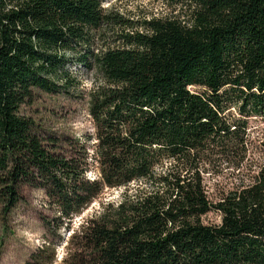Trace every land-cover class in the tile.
I'll list each match as a JSON object with an SVG mask.
<instances>
[{
  "label": "trees",
  "instance_id": "obj_1",
  "mask_svg": "<svg viewBox=\"0 0 264 264\" xmlns=\"http://www.w3.org/2000/svg\"><path fill=\"white\" fill-rule=\"evenodd\" d=\"M104 1L0 0V199L40 189L58 237L25 264H54L61 241V264H264V159L244 119L264 117V0H161L170 16L137 20ZM72 65L100 79L79 95L92 133L61 147L21 107L78 89ZM228 167L237 183L213 202L204 177Z\"/></svg>",
  "mask_w": 264,
  "mask_h": 264
},
{
  "label": "rangeland",
  "instance_id": "obj_2",
  "mask_svg": "<svg viewBox=\"0 0 264 264\" xmlns=\"http://www.w3.org/2000/svg\"><path fill=\"white\" fill-rule=\"evenodd\" d=\"M104 6L118 11L126 18L137 20L149 16H170L172 8L161 0H105ZM72 72L80 80L78 89H71L69 93L35 94L29 105H23L21 111L30 116L44 136H53L65 147L63 139H76L93 131L91 118L87 112V103L80 98V92L88 90L98 83L100 75L94 71H86L79 65L71 66ZM195 89V87H191ZM237 114L236 110H232ZM239 116V115H236ZM246 133L249 143V160H263L264 151V117L248 116ZM89 146V144H87ZM248 165V164H247ZM250 166V165H249ZM96 172L91 171L93 176ZM237 183V171L228 167L215 173H208L204 177V184L211 201L215 202ZM124 187L105 188L103 192L77 217L72 223L75 228L89 214L97 210L105 200H117ZM23 199L10 211H3L0 199V264H25L30 254L45 239L58 240L49 233L41 214L48 213L44 208V195L38 188L23 187ZM206 224L219 223L218 212L209 211L201 216ZM64 243L57 246V258L54 264H61L65 255Z\"/></svg>",
  "mask_w": 264,
  "mask_h": 264
}]
</instances>
